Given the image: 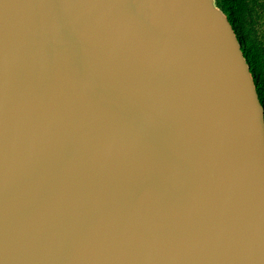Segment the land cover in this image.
<instances>
[{
	"label": "water",
	"instance_id": "1",
	"mask_svg": "<svg viewBox=\"0 0 264 264\" xmlns=\"http://www.w3.org/2000/svg\"><path fill=\"white\" fill-rule=\"evenodd\" d=\"M216 0H0V264H264V103Z\"/></svg>",
	"mask_w": 264,
	"mask_h": 264
},
{
	"label": "trees",
	"instance_id": "2",
	"mask_svg": "<svg viewBox=\"0 0 264 264\" xmlns=\"http://www.w3.org/2000/svg\"><path fill=\"white\" fill-rule=\"evenodd\" d=\"M218 1L222 9L228 14L232 22L235 24L239 39L245 45L244 54L245 56H248L251 62L252 69L259 84L261 99L264 103V78L262 76V71L258 67L259 59L261 57L259 52L253 46V39L251 38L249 31H247V27L244 21V14H247V18L250 20L251 25L258 22V25L260 27H264V21L262 20L264 14L256 15V13L258 12V7H255L256 0H232L231 4H229V0ZM260 12L262 13L261 10ZM245 38L250 42V45L245 42Z\"/></svg>",
	"mask_w": 264,
	"mask_h": 264
},
{
	"label": "rangeland",
	"instance_id": "3",
	"mask_svg": "<svg viewBox=\"0 0 264 264\" xmlns=\"http://www.w3.org/2000/svg\"><path fill=\"white\" fill-rule=\"evenodd\" d=\"M216 2L220 6L219 1L216 0ZM231 3L232 0H229V4ZM255 7H258V12L257 13L255 12L256 15L264 14V0H256ZM260 10L262 11V13L260 12ZM262 20L264 21V17L262 18ZM244 21L247 27V31H249L251 38L253 39V44H254L253 46L260 54L261 58L259 59L258 67L262 71V76L264 78V27L262 26L260 27L258 25V22L251 25L250 20L247 18V14H244ZM244 40L247 44L250 45V42L246 40V38Z\"/></svg>",
	"mask_w": 264,
	"mask_h": 264
}]
</instances>
